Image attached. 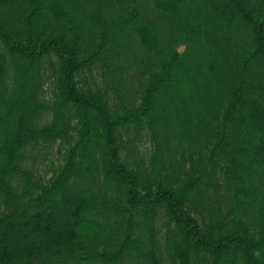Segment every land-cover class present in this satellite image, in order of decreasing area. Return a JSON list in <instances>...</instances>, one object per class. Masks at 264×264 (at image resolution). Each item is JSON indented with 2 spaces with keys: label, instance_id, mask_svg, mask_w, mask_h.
<instances>
[{
  "label": "trees",
  "instance_id": "1",
  "mask_svg": "<svg viewBox=\"0 0 264 264\" xmlns=\"http://www.w3.org/2000/svg\"><path fill=\"white\" fill-rule=\"evenodd\" d=\"M0 264H264V0H0Z\"/></svg>",
  "mask_w": 264,
  "mask_h": 264
},
{
  "label": "rangeland",
  "instance_id": "2",
  "mask_svg": "<svg viewBox=\"0 0 264 264\" xmlns=\"http://www.w3.org/2000/svg\"><path fill=\"white\" fill-rule=\"evenodd\" d=\"M206 5H207V3H206ZM219 38L222 40L225 38V34H224L223 30H221V28H220ZM215 49H217V46L215 47ZM45 63H46V66H48L49 68L51 67V65L49 64V61L46 62V60H43L44 65H45ZM210 85L212 86V90L215 92L216 87L213 84H210ZM31 88H32V83H27L25 92L22 94L21 98H19V100L14 102L13 109L15 110L16 113L19 112L20 110H22L23 108H25V105H28V107L31 109H33L37 105L36 101H33L28 97V94L30 93ZM205 107L207 109H209V111L212 112L211 107L206 102H205ZM197 108H198L199 113L201 112V114L203 115L201 107L198 106ZM239 110H241V113L240 114L237 113V115H236L237 118H239V116L242 115L243 117L245 116V118L250 119V117L252 116V114H251L252 111L248 107L242 106L239 108ZM20 114L22 115L23 113L21 112ZM230 153L234 154V151L230 150ZM250 159H251L250 156H247L245 158L246 161H249ZM55 215H57V216L59 215V219H60L61 223L63 221H65L67 219V210H66L65 206L64 205L58 206L57 209H55ZM26 219H28V215L21 216V217L17 218L16 221H19V220L23 221ZM33 241H35V240H33Z\"/></svg>",
  "mask_w": 264,
  "mask_h": 264
},
{
  "label": "bare ground",
  "instance_id": "3",
  "mask_svg": "<svg viewBox=\"0 0 264 264\" xmlns=\"http://www.w3.org/2000/svg\"><path fill=\"white\" fill-rule=\"evenodd\" d=\"M146 102V101H145Z\"/></svg>",
  "mask_w": 264,
  "mask_h": 264
}]
</instances>
